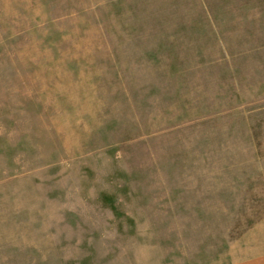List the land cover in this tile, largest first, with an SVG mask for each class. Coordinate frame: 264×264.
<instances>
[{"label": "rangeland", "instance_id": "rangeland-1", "mask_svg": "<svg viewBox=\"0 0 264 264\" xmlns=\"http://www.w3.org/2000/svg\"><path fill=\"white\" fill-rule=\"evenodd\" d=\"M0 264H264V0H0Z\"/></svg>", "mask_w": 264, "mask_h": 264}]
</instances>
